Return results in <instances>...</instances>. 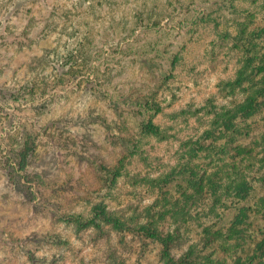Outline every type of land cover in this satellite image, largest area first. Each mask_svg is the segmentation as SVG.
<instances>
[{
	"label": "rangeland",
	"instance_id": "obj_1",
	"mask_svg": "<svg viewBox=\"0 0 264 264\" xmlns=\"http://www.w3.org/2000/svg\"><path fill=\"white\" fill-rule=\"evenodd\" d=\"M244 25L263 0H0V264H264V32L247 51ZM99 203L112 221H68Z\"/></svg>",
	"mask_w": 264,
	"mask_h": 264
},
{
	"label": "trees",
	"instance_id": "obj_2",
	"mask_svg": "<svg viewBox=\"0 0 264 264\" xmlns=\"http://www.w3.org/2000/svg\"><path fill=\"white\" fill-rule=\"evenodd\" d=\"M263 6H264V0H263ZM140 21H141V18H140ZM243 24L244 23L242 22L241 25H243ZM263 32H264V30H260L259 32L252 30V31L248 32L247 26L246 27H245V25H244V27L241 26L240 33H239L240 39H241L240 42L242 44H244L245 46H247V51H249L251 48L256 46V42H255V40H253V42H252V40H250L248 42V44L246 45L245 40H243L242 37L247 36L249 38V36H251V35L252 36H254L255 34L261 35V33H263ZM167 35H169V34L167 33ZM168 39H170V38H165V40H168ZM249 45L251 46V48L248 47ZM155 46H156V44L154 46H152L149 43L150 49L148 50V52L152 53L155 50L160 51L159 48H155ZM173 63H174V61H173ZM260 69H262L264 71V66H262ZM263 81H264V78H263ZM2 97L4 98V96H2ZM3 98H0V99L3 100ZM145 132L152 133V134H158L160 132V128L158 126H156L155 124H153L152 121H148V123L145 124ZM35 145L36 144H35L34 140L27 138L20 149L8 148L7 153L5 154V156H7V158H8V165L12 168H15L17 172H25L27 167H28L29 159L35 150ZM7 154H9V155H7ZM28 175H29V173L25 174L24 177H26ZM33 176L39 177L38 174H33ZM115 177H117V176H115ZM234 189H235V192L238 196L246 197L251 190V186L246 180H240L237 182ZM263 200H264V198H263ZM91 213H92V215L90 217H84L81 214L70 216L68 218L69 219L68 221H70V222L74 221L79 229L88 228V227H92V226L99 227L100 226V223L98 222L99 219L104 220V222L112 221V218L110 217L109 213L105 209L104 204H101V203L96 204L93 207ZM237 222L241 223V222H243V219L239 218L237 220ZM149 225L150 224H141L140 227L142 229H145L146 232L148 234H151L152 237L160 238L159 233L156 231V229L151 227V225L150 226ZM258 246H259V249H262V248L264 249V239L261 243L258 244ZM262 252H263L262 255H264V250ZM248 262L249 261L247 259L243 260L242 258H238L234 264H247Z\"/></svg>",
	"mask_w": 264,
	"mask_h": 264
}]
</instances>
